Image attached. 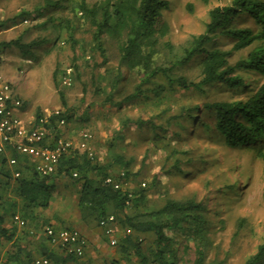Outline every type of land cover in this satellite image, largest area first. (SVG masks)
<instances>
[{"label":"trees","instance_id":"1","mask_svg":"<svg viewBox=\"0 0 264 264\" xmlns=\"http://www.w3.org/2000/svg\"><path fill=\"white\" fill-rule=\"evenodd\" d=\"M61 1L67 2V0H43V4L37 6L34 11L41 14L38 10L46 6L60 7ZM200 1L204 4L210 3V0ZM224 1L220 0L219 3L210 6L203 31L191 38L188 46L183 48L181 54L172 63L171 60L167 63L166 61L157 63L155 59L160 39L168 32L163 11L169 7V0L67 2L71 3L75 15L79 14V20L89 26L90 50L101 57V63H107L108 48L111 44L117 54L118 65L114 74L112 68L105 67V74L110 73L111 76L108 81L109 92L103 99L104 103L120 107L123 103L136 98H145L152 99L154 105L163 106L160 101L163 97H168L166 92L173 94L180 91H195L206 98L210 90H223L228 92V98L203 102L204 111L200 114L193 112L195 108H199L200 101L197 102L198 105L184 108L186 118H195L194 133L201 141L212 137L230 149L252 147L263 143L264 0ZM19 17L23 22L28 20L26 17H35V13L21 11L13 17L14 20H9V23L17 22ZM6 23L7 20L2 19L0 27ZM68 24L69 22L66 21L65 26L67 27ZM69 40L72 49H75L76 44L80 42L74 37H70ZM222 44L227 46L222 47ZM7 45L23 48L18 39L8 43L0 42L1 49ZM242 50L246 53L232 60L234 55ZM24 52L26 55L29 54L27 50ZM193 60L199 65L200 80L194 81L174 72V69L187 65ZM75 61L76 58L73 57L71 66L76 72ZM123 67L128 72H138V76H135L131 88L121 100L115 101L113 97L118 83L126 78L124 73H120ZM57 72L58 68H55L52 79L54 86L58 88ZM127 78L133 79L129 76ZM57 92L62 107L66 109L64 92L59 88ZM23 106L22 100V108ZM164 106L163 109L166 110L169 105L164 104ZM161 110L158 112L160 113ZM34 114L36 118L43 115L41 110H37ZM205 114L211 116L212 120L210 123L204 122L203 128L200 129L202 126L199 117ZM61 115L68 121L72 117L66 110H62ZM56 117L50 116V122L46 127L57 132L59 129L56 126ZM150 120L151 115L145 120L138 117L135 123L146 136L152 132L153 136L157 137L158 126ZM81 125L75 127L90 132ZM146 125H149L148 130H144ZM120 138H123V135ZM172 152L176 153V151ZM5 153H0V239L11 240L13 237L14 227H5V225L9 218L18 222L15 213H21L18 216L24 222L25 220L32 222L35 218V209L47 208L55 188L54 179L57 176H67L78 182L77 206L83 219L98 224L102 217L113 213L116 216V225L129 229L118 243L123 259L135 255L139 264H179L178 240L175 235L182 231L186 242L191 241L194 247L195 257L192 264H213L206 263L205 248L209 242L208 233L219 220L213 218L212 224L210 223L207 202L195 198L183 200L168 198L160 208L146 210L143 207L146 199L145 188L139 187L134 189V197L131 199L133 214L126 215L124 210L129 207L125 203L126 191L104 183V179L112 173L111 165L99 163L96 157H88L86 151L73 146L68 154L60 158L56 171L46 176L38 174L32 168L33 162L31 164L25 157L15 152H12V155L19 159L18 164L9 166L8 155ZM188 153V150L183 154L176 153L173 162L175 169L181 170L184 160L192 159V156L184 158ZM255 156L261 158L264 172V150L256 149ZM199 161L204 164L202 168L211 164L208 157L200 156ZM9 167H13V170L11 171ZM15 170L20 172L19 177L13 176ZM73 171H77V177L72 176ZM126 175L129 176L128 171ZM210 213L215 218L218 216V211L214 209ZM47 225L54 227L48 223H43L42 226ZM131 232L136 235L132 236ZM43 252L46 254L45 257L56 263L57 256L52 250L45 249ZM124 263L125 260L113 259L105 264ZM244 264H264V242L257 246Z\"/></svg>","mask_w":264,"mask_h":264},{"label":"rangeland","instance_id":"2","mask_svg":"<svg viewBox=\"0 0 264 264\" xmlns=\"http://www.w3.org/2000/svg\"><path fill=\"white\" fill-rule=\"evenodd\" d=\"M67 2L61 1L62 7L46 6L38 10L41 12L38 14L34 10L43 4V0H0L2 19L7 20L0 27V42L18 39L23 46L7 45L2 49V71L24 102L20 116L34 114L37 110L47 114L56 108L69 112L72 117L65 128L82 124L90 130L93 157L99 163H109L111 175L123 172L125 189L134 191L144 187L146 199L143 207L146 210L160 208L168 198H195L207 202L210 223L213 218L219 222L208 233L206 263L244 264L264 242V172L261 158L255 156L256 149L264 150V141L252 147L230 149L212 137L201 141L194 133L195 118H186L184 108L198 105L200 101L199 108L193 111L200 114L204 111L203 102L228 98V92L223 90H210L206 98L195 91L166 92L168 97L160 101L163 106L154 105L152 99L145 98H136L120 107L104 103L111 76L105 74V67L112 68L114 74L118 65L117 54L111 44L107 65L101 63V57L90 50L89 26L79 20V14L75 15L71 3ZM219 2L210 0L209 4H204L200 0H169V7L163 11L168 32L157 46V63L174 62L191 38L203 31L210 6ZM21 11L35 13V17H26V23L20 17L17 22L9 23ZM66 21L69 22L67 27ZM70 37L80 41L75 49H72ZM245 53V50L236 53L232 60ZM73 57L76 58V72L71 66ZM55 68H58V88L64 92L66 109L61 105L58 88L52 79ZM199 69L197 61L193 60L174 72L198 81L201 78ZM120 73L126 78L118 83L113 97L115 101L121 100L138 76V72H128L125 67ZM128 76L133 78L132 81ZM68 77L69 84L64 83ZM164 104L169 105L168 109H163ZM150 115V121L158 126L157 137L152 132L146 136L135 123L138 117L145 120ZM199 118L200 129L204 122L212 120L208 114ZM148 129L149 125H146L144 130ZM63 136L69 137L70 133ZM187 150L189 153L184 158L192 156V159L184 160L181 170L175 169L176 153L183 154ZM172 151H176V155ZM200 156L208 157L211 164L202 168L204 164L199 161ZM212 209L218 211L216 218L210 213ZM133 210V206H129L124 211L126 215H132ZM123 228H120L122 237ZM181 232L175 235L179 264H192L194 247L191 241L186 242ZM120 260H125L124 264H139L135 255Z\"/></svg>","mask_w":264,"mask_h":264},{"label":"built area","instance_id":"3","mask_svg":"<svg viewBox=\"0 0 264 264\" xmlns=\"http://www.w3.org/2000/svg\"><path fill=\"white\" fill-rule=\"evenodd\" d=\"M2 20V12L0 9V21ZM23 22H27L24 20ZM3 50L0 48V153L7 151L15 152L17 155L25 157L30 163L33 162L32 168L41 176H46L56 171L60 158L69 153L73 146L86 151L88 157H93L91 147L92 135L84 128L77 130V138H67L63 136L62 129L68 125L66 118L61 115V109H54L50 113L43 114L36 118L35 114H26L20 116L22 108V99L15 91L12 81L2 71ZM70 74V71H68ZM64 83L70 82V78H66ZM56 117V126L59 131H53L46 127L50 122V116ZM18 158L10 154L7 157V164L15 166L18 164ZM14 177H19L20 172L15 170ZM73 177H77V171L72 172ZM124 173L119 175H108L104 179V183L115 188H123L126 191V205L132 204L131 199L134 197L133 189L124 188L122 181ZM145 186V183H141ZM15 219L21 224L23 220L19 216ZM99 226L103 230V234L108 237L109 244L115 246L118 239L115 235L116 216L110 213L102 217ZM43 233L51 245L61 247L67 253L81 257L87 245L86 238L77 230L70 228L56 229L50 225L43 227ZM0 264H4L0 256ZM31 264H49V259L45 256L38 257Z\"/></svg>","mask_w":264,"mask_h":264},{"label":"crops","instance_id":"4","mask_svg":"<svg viewBox=\"0 0 264 264\" xmlns=\"http://www.w3.org/2000/svg\"><path fill=\"white\" fill-rule=\"evenodd\" d=\"M61 130L63 135L70 133L67 138H77V127H63ZM5 154L9 156L12 152L7 151ZM9 169L12 171L13 167ZM54 182L55 188L49 206L35 209L32 222L25 220L21 224L19 221L14 222L13 218L5 222V227H14V234L11 240L0 239L3 263L31 264L34 259L46 255L43 252L45 249L52 250L57 256L56 263L49 259V264H105L113 259L124 260L118 248V243L123 238L120 233L122 228L115 226L118 243L115 246L110 245L99 224L82 218L77 206L78 182L67 176H57ZM15 214L18 216L21 213ZM43 223L52 224L57 229L70 228L79 231L87 240L83 255H69L61 247L51 245L43 233ZM123 230V234L129 232V229Z\"/></svg>","mask_w":264,"mask_h":264}]
</instances>
